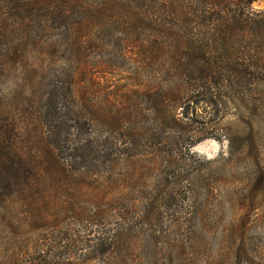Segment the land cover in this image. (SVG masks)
Here are the masks:
<instances>
[{"label": "trees", "instance_id": "obj_1", "mask_svg": "<svg viewBox=\"0 0 264 264\" xmlns=\"http://www.w3.org/2000/svg\"><path fill=\"white\" fill-rule=\"evenodd\" d=\"M11 1L10 12L0 9V62L6 68L25 62L22 73L29 78L30 89L39 84L40 70L47 68L46 55L62 48L59 36L63 34L58 30L66 28L76 63L68 89L76 98L73 84L84 60L82 55L87 44L98 43L95 38L90 40L88 33L95 21L99 27H106L112 13H118L113 19V32L120 45L117 51L126 59L132 57L137 69L145 70L142 77L147 75V67L155 76L150 84L126 89L121 101L112 102L107 97L104 103L88 102L83 94L76 112L67 120L60 119L66 108L61 100L64 94L58 92L56 84L47 87V80L43 81L45 89L40 98L29 93L28 105L14 108L16 112L11 106L0 105V220L12 214L13 219L8 217L11 226L21 229L17 216L21 202L26 206L37 189L47 187L44 182H61L73 176L115 182L120 179L117 169L125 166L136 171L144 183L149 181L162 190L182 186L188 191L194 183L212 188L200 168L205 161H199L193 151L204 135L196 138L194 120H185V112L178 110L192 105L195 111L198 105L209 102L216 108L218 126L231 110L223 102L230 98L231 91L264 86V9L254 8L255 0H165L158 5V20L153 23V46L159 54L136 58L131 46L133 32L140 24L136 22L141 0ZM142 1L146 7L157 4L155 0ZM163 13L168 17L163 18ZM91 82L97 83L93 78ZM144 103L150 105L148 110L154 115L149 127L151 119L146 118L140 126L137 118ZM39 104L40 112L34 110ZM69 108L75 110L74 106ZM254 109L261 111L259 107ZM247 123L250 129L258 124L250 117ZM216 128L217 139L227 143L230 157L255 147L252 134L239 136L243 138L239 147V138L231 127ZM175 197L176 192H172L170 200ZM169 222L182 231L191 224L209 225L203 218L195 225L191 217L171 218ZM231 224L236 233L239 224L234 220ZM52 259L50 252H44L39 260L50 264ZM57 259L56 264H64L60 257Z\"/></svg>", "mask_w": 264, "mask_h": 264}, {"label": "rangeland", "instance_id": "obj_2", "mask_svg": "<svg viewBox=\"0 0 264 264\" xmlns=\"http://www.w3.org/2000/svg\"><path fill=\"white\" fill-rule=\"evenodd\" d=\"M155 1L157 4L151 7H146L142 0L138 5L140 19L136 24H140L132 35L133 58L159 54L153 46V23L158 20V8L165 0ZM252 6L264 9V0H255ZM0 9L10 12L12 1L0 0ZM115 16L118 13L108 17L106 27H99L97 21L92 24L88 35L98 43L87 44L82 55L84 60L73 84L76 98L68 89L69 75L76 69L75 55L69 50L71 38L66 35L67 29L61 28L58 31L63 34L59 36L62 48L46 55L47 68L40 70L39 84L33 89L22 73L25 62L9 68L0 62V105L11 106L16 112L14 108L28 105L29 93L40 98L45 89L43 81L47 80V87L56 84L58 92L64 94L61 100L66 108L60 119L67 120L76 112L77 101L83 94L88 102L104 103L107 97L117 102L125 98L126 89L150 84L155 76L153 70L147 67L148 73L142 77L145 70L137 69L132 57L126 59L117 51L120 45L113 32ZM163 16L168 17L164 13ZM177 21L173 23L175 27ZM160 55L163 56V50ZM91 78L97 83L92 84ZM223 102L231 110L218 126L214 104L202 103L195 111L192 105L178 110L186 113L185 120L190 117L195 121L191 122L198 129L196 138L204 135L194 144L193 151L199 161H205L200 168L205 170L204 177L212 188L194 183L187 187L191 195L188 198L184 187L162 190L149 181L144 183L136 171L126 166L117 169L120 179L115 182L76 176L61 182H44L47 187L37 189L26 206L21 202L17 212L21 229L11 226L8 217L11 219L12 214L0 220V264H41L39 259L44 252L53 255L50 264H56L59 257L64 264H264V86L236 89ZM72 106L75 110L69 108ZM148 107V103L142 105L137 117L140 126L146 118L151 119L147 127L153 123L154 115ZM41 109V104L34 107L35 111ZM249 117L258 122L253 129L248 126ZM220 126L234 130L239 147L243 142L239 136L252 134L255 147L249 146L230 157L227 143L216 136V127ZM172 192H176V197L170 200ZM185 217H191L195 225L203 218L209 225L191 224L182 231L169 222L171 218ZM233 220L239 224L236 233L231 227Z\"/></svg>", "mask_w": 264, "mask_h": 264}]
</instances>
